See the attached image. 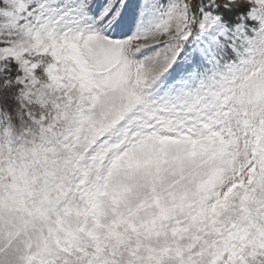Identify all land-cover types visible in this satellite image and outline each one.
<instances>
[{"label":"snow or ice","instance_id":"snow-or-ice-1","mask_svg":"<svg viewBox=\"0 0 264 264\" xmlns=\"http://www.w3.org/2000/svg\"><path fill=\"white\" fill-rule=\"evenodd\" d=\"M0 264H264V0H0Z\"/></svg>","mask_w":264,"mask_h":264}]
</instances>
